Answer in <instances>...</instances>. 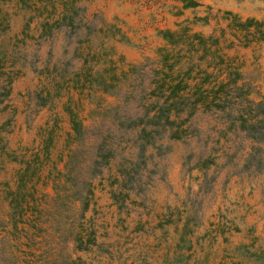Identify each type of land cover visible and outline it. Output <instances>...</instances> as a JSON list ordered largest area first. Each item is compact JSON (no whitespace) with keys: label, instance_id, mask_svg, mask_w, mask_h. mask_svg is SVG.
Wrapping results in <instances>:
<instances>
[{"label":"rangeland","instance_id":"374dc122","mask_svg":"<svg viewBox=\"0 0 264 264\" xmlns=\"http://www.w3.org/2000/svg\"><path fill=\"white\" fill-rule=\"evenodd\" d=\"M225 11L264 21V0H0V264H264V150L246 164L250 142L241 133L223 137L210 112L193 118L192 134L166 133L143 147L107 116L105 158L96 135L85 138L90 149L80 158L97 154L103 163L83 218L79 204L57 203L50 179L68 152L67 109L89 123L93 104L77 83L96 70L107 77L111 62L119 73L154 58L166 29L209 35L225 26ZM63 13L73 25L54 22ZM222 52L251 83L250 97L264 99V43ZM7 189L16 201L32 193L31 222L12 224ZM56 224L80 233L87 250Z\"/></svg>","mask_w":264,"mask_h":264},{"label":"trees","instance_id":"16d2710c","mask_svg":"<svg viewBox=\"0 0 264 264\" xmlns=\"http://www.w3.org/2000/svg\"><path fill=\"white\" fill-rule=\"evenodd\" d=\"M223 20L226 22L225 26L214 30L219 31L218 35L215 32L204 35L193 31L188 25H178L173 30L166 29L162 32L164 43L156 50L154 58L147 57L145 62L139 64L127 63L126 68L119 73H116L115 63L111 62V73L107 77L101 76L96 70L91 72L89 81L77 83L80 93L88 91L86 96L93 107L86 116L88 124L78 114L67 109L71 132L67 140L66 160L62 170L50 175L57 203L59 201L67 208L79 204L80 218H83L89 205V195L92 194L91 182L102 172L103 163L98 160L97 154L89 161L80 158L90 149V146L84 145L88 135L100 137L101 143L98 141L96 145L102 157L105 156V149L101 147L107 146L106 137H110L113 130L110 129L103 141L102 133L107 130V116L112 118L113 125L131 131L134 141H140L143 147L160 140L166 133L169 138H180L187 131L192 134L195 130L193 118L200 113L210 112L220 119L217 132L223 137L241 133L250 142L246 164L252 163L256 155L262 153L264 99L255 100L250 97L251 83L244 78L239 66L233 65L231 58L222 52V48H231L236 44L248 47L254 43H264V21L254 18L243 20L231 11L224 12ZM54 22L67 26L74 23L73 16L67 13H63ZM122 63L125 64V61ZM2 89H6L8 93L5 85ZM94 93L99 97H93ZM105 94L117 97L118 100L121 98L122 102L119 100L116 104L106 105L105 98L100 96ZM136 94L140 95L136 97ZM126 103L132 104L135 111L125 109L123 105ZM113 146L111 143V153ZM257 161L261 162V158L258 157ZM25 163V168L18 170L22 186L28 183L23 177H26L30 169L29 162ZM260 164L257 163V166ZM80 172H84L86 177H81ZM12 195V191L7 189L4 197L11 208L7 216L12 224L16 227L18 223L31 222L26 218V213L38 212L30 203L32 193L20 194L18 201ZM59 224H56V231L62 235L64 230L69 231L68 239L76 250H87L88 246L83 244L80 233L68 227L60 229ZM68 264L85 263L71 260Z\"/></svg>","mask_w":264,"mask_h":264}]
</instances>
